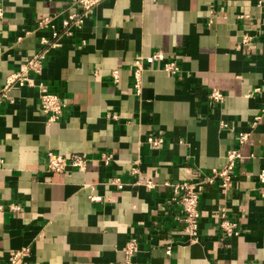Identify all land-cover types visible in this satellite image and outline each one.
I'll return each instance as SVG.
<instances>
[{"label":"crops","instance_id":"0c3cea01","mask_svg":"<svg viewBox=\"0 0 264 264\" xmlns=\"http://www.w3.org/2000/svg\"><path fill=\"white\" fill-rule=\"evenodd\" d=\"M71 1L0 0V262L26 246V262L120 264L123 246L135 238L133 264H264L259 0H99L82 27L45 54L36 80L67 103L48 123L36 88L6 86V78L42 49L49 29L37 21L60 25L77 10ZM155 50L166 60L177 57L180 69L172 75L146 66L136 92L131 63ZM212 88L225 95L222 104L209 103ZM221 120L229 127H220ZM242 132L249 135L240 144ZM150 134L162 136L159 148L146 143ZM230 148L241 155L231 184L217 179L204 187L198 240L191 243L181 207L163 182L201 179L227 164ZM49 150L83 153L86 166L48 171ZM104 153L111 155L108 164ZM147 180L155 186H145ZM11 203L20 209L10 210ZM222 207L237 221L238 235L220 236Z\"/></svg>","mask_w":264,"mask_h":264},{"label":"built area","instance_id":"2783aa9c","mask_svg":"<svg viewBox=\"0 0 264 264\" xmlns=\"http://www.w3.org/2000/svg\"><path fill=\"white\" fill-rule=\"evenodd\" d=\"M99 0H72V4L77 8L67 12L66 16L61 19L60 25H56L49 18H42L37 21V27L48 28L49 36L42 37L40 42L42 49L36 52L25 64L22 65L19 71L11 73L6 78V86L18 82L19 85H26L28 87L36 88L37 97L39 99V106L41 111L47 116V122L56 121L62 114V111L67 106L66 100L56 93L49 91L48 87L43 81L36 80V76L40 75L43 68V61L48 48L59 45L58 39L62 36H70L76 29H80L85 19L92 13L94 6ZM258 5L264 7V0H259ZM2 11L0 9V17ZM246 17V15H240ZM248 17V15H247ZM248 36H244L243 42L248 40ZM165 55L161 50H155L147 56L137 55L131 63L130 70L133 77V86L136 92H140L141 87V73L146 66H153L156 64L157 68L169 74H176L179 71V64L177 57L173 56L169 59H165ZM30 70L35 77L27 75V71ZM112 76L117 80V70L112 71ZM258 90V89H256ZM225 95L217 88H212L208 94L207 99L209 103L220 105L223 103ZM264 110V106L262 108ZM115 117V116H114ZM260 116H255L252 126L255 125ZM220 127H229L228 123L224 120L220 121ZM248 133L238 134V143H243ZM146 143L152 148H159L163 143V138L160 135L150 134L146 137ZM227 164L222 168H212L209 173L204 175L201 179L196 181H177L170 182L165 181L163 185L172 189L173 199L180 205L182 215L180 221L183 223V230L188 236V240L196 242L198 240L199 231V196L205 186L211 185L215 180H219L222 187H227L232 181V170L235 165V160L240 158V152L236 148L227 149L225 152ZM104 164H108L111 159V155L104 153L100 157ZM87 163V157L85 154L72 153L70 155H62L55 151L49 150L46 152V170L51 172H63L68 166L75 167L78 170H84ZM4 169V159L0 156V173ZM133 172L136 173L137 169L134 168ZM260 182L264 183V169H261L258 174ZM113 182L121 188L122 183L118 179H114ZM145 186L153 188L155 185L152 181L147 180ZM98 197L92 196L91 199H97ZM9 209L17 211L20 209L17 203L9 204ZM3 205L0 204V210ZM218 226L220 230V236L225 238L226 236H234L240 233L236 220L228 218L225 207L220 209ZM137 250V242L135 238H130L122 248L125 254V261L120 264H133L130 260L131 256ZM169 247L166 252L169 253ZM30 254L29 247H21L9 252L8 258L3 264H39L38 262H26L27 257ZM0 264H2L0 262ZM252 264H260L255 261Z\"/></svg>","mask_w":264,"mask_h":264}]
</instances>
